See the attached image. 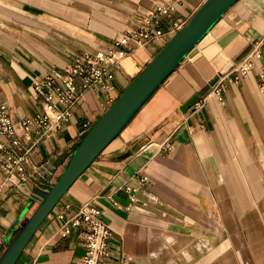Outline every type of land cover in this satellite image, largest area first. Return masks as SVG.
Segmentation results:
<instances>
[{"label":"crops","instance_id":"1","mask_svg":"<svg viewBox=\"0 0 264 264\" xmlns=\"http://www.w3.org/2000/svg\"><path fill=\"white\" fill-rule=\"evenodd\" d=\"M205 1L0 0V105L18 125L42 114L35 81L117 41L126 50L112 69L113 91L82 92L67 121L48 134L35 124L26 136L19 130L16 152H26L28 180L11 178L2 187L0 252L112 106L108 96L118 99L175 35L138 44L132 33L159 6L170 16L158 14L150 26L166 32ZM247 58L252 68L235 80ZM263 66L264 0H238L69 187L16 264H81L80 229L60 235L57 215L83 204L111 230L108 264L120 253L129 264H264ZM216 84L221 101L208 95Z\"/></svg>","mask_w":264,"mask_h":264},{"label":"built area","instance_id":"2","mask_svg":"<svg viewBox=\"0 0 264 264\" xmlns=\"http://www.w3.org/2000/svg\"><path fill=\"white\" fill-rule=\"evenodd\" d=\"M156 12V14H149V19L142 22L143 26L132 33L131 38L135 39L138 44L174 35L188 23L187 20L176 19L166 32L153 29L150 26V19L157 20L158 14L170 16L169 10L162 6H159ZM120 45H123L122 42L117 41L114 49L85 52L76 57L74 62L66 66L62 72L50 71L42 79L35 81L34 89L43 98L42 114L35 118L23 120L18 125L10 117L6 105H0V137L5 138L8 142V145H5L0 140V175H2L0 177V193L4 183H7L11 178H17L20 182L28 180L23 166L26 152L22 154L16 152L20 145L17 136L19 130L26 136L29 134L30 126L35 124L40 128H45L44 135L48 134L67 121L82 92L98 86L108 92L113 91V86L109 83L113 79L112 69L126 55V50L119 47ZM252 66V59H245L238 65L234 79L238 80L239 75L249 72ZM258 88L260 92L264 93V66L259 74ZM208 95L221 101L223 97L221 84L214 85ZM116 100L114 95L108 96L110 104L113 105ZM146 180V176L140 178V182ZM124 190L128 194L135 191L130 187H125ZM130 198L132 201L134 200L132 196ZM57 218L62 222L59 231L62 236L69 235L72 228L80 229L79 233L83 237L84 244L81 264H108L107 259L112 254L109 247L111 230L94 207L83 204L70 216L60 212ZM117 264H129V258L120 253Z\"/></svg>","mask_w":264,"mask_h":264},{"label":"water","instance_id":"3","mask_svg":"<svg viewBox=\"0 0 264 264\" xmlns=\"http://www.w3.org/2000/svg\"><path fill=\"white\" fill-rule=\"evenodd\" d=\"M238 0H206L188 23L158 52L116 102L78 142L71 157L23 226L3 243L0 264H16L23 250L75 180L120 133L137 111ZM194 100L186 105L189 108ZM31 206L28 204L27 209Z\"/></svg>","mask_w":264,"mask_h":264},{"label":"trees","instance_id":"4","mask_svg":"<svg viewBox=\"0 0 264 264\" xmlns=\"http://www.w3.org/2000/svg\"><path fill=\"white\" fill-rule=\"evenodd\" d=\"M3 249H4V248H3ZM3 249L1 250V252L3 251ZM1 252H0V253H1Z\"/></svg>","mask_w":264,"mask_h":264}]
</instances>
